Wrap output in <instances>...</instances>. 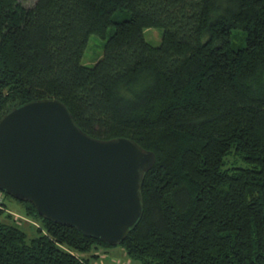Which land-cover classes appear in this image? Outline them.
<instances>
[{
	"label": "trees",
	"instance_id": "trees-1",
	"mask_svg": "<svg viewBox=\"0 0 264 264\" xmlns=\"http://www.w3.org/2000/svg\"><path fill=\"white\" fill-rule=\"evenodd\" d=\"M93 35L106 44L87 67ZM43 99L95 139L156 155L120 245L130 259L264 264V0H0V119ZM3 194L41 228L29 238L0 209V264H90L71 252L112 246Z\"/></svg>",
	"mask_w": 264,
	"mask_h": 264
},
{
	"label": "water",
	"instance_id": "water-1",
	"mask_svg": "<svg viewBox=\"0 0 264 264\" xmlns=\"http://www.w3.org/2000/svg\"><path fill=\"white\" fill-rule=\"evenodd\" d=\"M155 163L153 152L130 139L89 136L57 99L0 119V192L112 246L139 223L143 177Z\"/></svg>",
	"mask_w": 264,
	"mask_h": 264
},
{
	"label": "rangeland",
	"instance_id": "rangeland-1",
	"mask_svg": "<svg viewBox=\"0 0 264 264\" xmlns=\"http://www.w3.org/2000/svg\"><path fill=\"white\" fill-rule=\"evenodd\" d=\"M38 0H21L22 4L25 7H33ZM115 29V26L110 29V33ZM145 39L152 46L158 47L162 43L163 30L162 29H147L144 32ZM244 35L240 32H235V38L233 39V48L238 49L246 45L244 41ZM106 41L97 37L91 36L89 44L84 53L82 64L87 67H94L98 60L103 57L104 46ZM0 197H2V202L0 204V209L6 210V213L13 215V218L19 220L21 227L27 232L29 238L35 237V230L41 228V224L37 221H34L32 218L28 217L25 214V207L13 200L10 197H7L0 192ZM6 204L7 208L4 207ZM22 220V221H20ZM0 221H6V216L2 217ZM18 223V225H19ZM71 252V251H70ZM79 258H86L90 260V264H141L140 261L130 259L125 253L124 249L120 246H110L108 248H96L90 253L77 254L71 252Z\"/></svg>",
	"mask_w": 264,
	"mask_h": 264
},
{
	"label": "built area",
	"instance_id": "built-area-1",
	"mask_svg": "<svg viewBox=\"0 0 264 264\" xmlns=\"http://www.w3.org/2000/svg\"><path fill=\"white\" fill-rule=\"evenodd\" d=\"M1 200H2V197H0V204H1V202H2Z\"/></svg>",
	"mask_w": 264,
	"mask_h": 264
}]
</instances>
